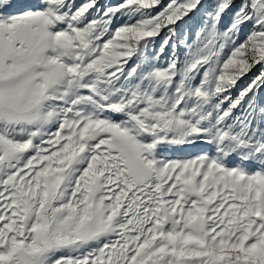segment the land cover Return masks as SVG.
Wrapping results in <instances>:
<instances>
[{
	"label": "snow or ice",
	"instance_id": "obj_1",
	"mask_svg": "<svg viewBox=\"0 0 264 264\" xmlns=\"http://www.w3.org/2000/svg\"><path fill=\"white\" fill-rule=\"evenodd\" d=\"M0 264H264V0H0Z\"/></svg>",
	"mask_w": 264,
	"mask_h": 264
}]
</instances>
